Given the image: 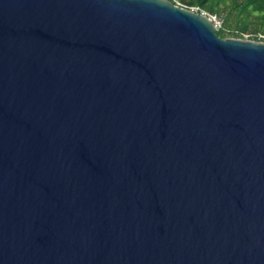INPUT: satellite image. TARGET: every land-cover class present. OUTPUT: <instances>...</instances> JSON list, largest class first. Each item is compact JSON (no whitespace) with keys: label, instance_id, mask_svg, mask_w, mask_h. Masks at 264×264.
<instances>
[{"label":"water","instance_id":"water-1","mask_svg":"<svg viewBox=\"0 0 264 264\" xmlns=\"http://www.w3.org/2000/svg\"><path fill=\"white\" fill-rule=\"evenodd\" d=\"M0 264H264V40L0 0Z\"/></svg>","mask_w":264,"mask_h":264},{"label":"trees","instance_id":"trees-1","mask_svg":"<svg viewBox=\"0 0 264 264\" xmlns=\"http://www.w3.org/2000/svg\"><path fill=\"white\" fill-rule=\"evenodd\" d=\"M197 6L222 19L217 33L222 36L264 40V0H172Z\"/></svg>","mask_w":264,"mask_h":264},{"label":"built area","instance_id":"built-area-1","mask_svg":"<svg viewBox=\"0 0 264 264\" xmlns=\"http://www.w3.org/2000/svg\"><path fill=\"white\" fill-rule=\"evenodd\" d=\"M177 3L180 4V5H183L180 2H178V1H177ZM189 8H191L192 10L199 11V12H201L203 14L208 15L211 18V20L213 21V24L215 25L216 29H218V28H220L222 26V19L219 18L216 14L208 13L207 11H205L203 9H199L197 6H191Z\"/></svg>","mask_w":264,"mask_h":264},{"label":"rangeland","instance_id":"rangeland-1","mask_svg":"<svg viewBox=\"0 0 264 264\" xmlns=\"http://www.w3.org/2000/svg\"><path fill=\"white\" fill-rule=\"evenodd\" d=\"M179 2V1H178ZM181 3V2H180ZM181 4H183V3H181ZM184 5V4H183ZM184 6H186V5H184ZM188 7V6H187Z\"/></svg>","mask_w":264,"mask_h":264}]
</instances>
